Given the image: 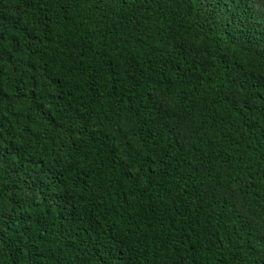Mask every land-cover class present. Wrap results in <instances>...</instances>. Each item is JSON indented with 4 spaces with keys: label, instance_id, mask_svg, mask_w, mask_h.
<instances>
[{
    "label": "trees",
    "instance_id": "1",
    "mask_svg": "<svg viewBox=\"0 0 264 264\" xmlns=\"http://www.w3.org/2000/svg\"><path fill=\"white\" fill-rule=\"evenodd\" d=\"M0 264H264V0H0Z\"/></svg>",
    "mask_w": 264,
    "mask_h": 264
}]
</instances>
